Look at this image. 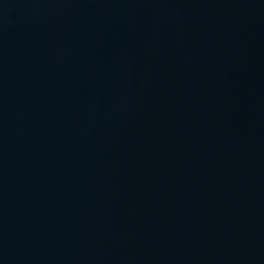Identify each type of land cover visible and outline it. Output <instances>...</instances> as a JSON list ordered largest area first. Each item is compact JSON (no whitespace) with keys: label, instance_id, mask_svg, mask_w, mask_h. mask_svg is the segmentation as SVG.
<instances>
[{"label":"water","instance_id":"1","mask_svg":"<svg viewBox=\"0 0 264 264\" xmlns=\"http://www.w3.org/2000/svg\"><path fill=\"white\" fill-rule=\"evenodd\" d=\"M0 264H264V0H0Z\"/></svg>","mask_w":264,"mask_h":264}]
</instances>
